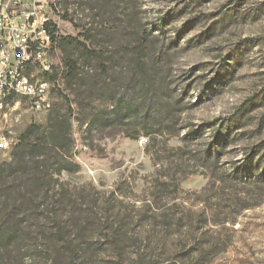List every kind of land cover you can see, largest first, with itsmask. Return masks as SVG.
I'll return each instance as SVG.
<instances>
[{
  "label": "rangeland",
  "instance_id": "obj_1",
  "mask_svg": "<svg viewBox=\"0 0 264 264\" xmlns=\"http://www.w3.org/2000/svg\"><path fill=\"white\" fill-rule=\"evenodd\" d=\"M50 2L96 59L10 116L62 145L0 151V264H264V0Z\"/></svg>",
  "mask_w": 264,
  "mask_h": 264
},
{
  "label": "built area",
  "instance_id": "obj_2",
  "mask_svg": "<svg viewBox=\"0 0 264 264\" xmlns=\"http://www.w3.org/2000/svg\"><path fill=\"white\" fill-rule=\"evenodd\" d=\"M52 5L50 0H0V151L17 143L10 116L20 102L37 112L52 106Z\"/></svg>",
  "mask_w": 264,
  "mask_h": 264
},
{
  "label": "trees",
  "instance_id": "obj_3",
  "mask_svg": "<svg viewBox=\"0 0 264 264\" xmlns=\"http://www.w3.org/2000/svg\"><path fill=\"white\" fill-rule=\"evenodd\" d=\"M52 7L54 10H56L55 6L52 5ZM52 32H56L55 25H53ZM54 37L56 39V47L60 46L61 48H64L69 59H71V57L73 56L72 51L74 49H79L80 56L84 59L82 63L89 64L91 61H94L96 59V51L91 47V45L87 46L79 43L75 38L69 36L59 38V41L56 34L54 35ZM77 63V59H71L65 62L66 68L63 77L69 85H79V83L83 84L84 78L81 76L83 70L82 68H80V66H78ZM129 112L130 108L129 103L127 102L123 107L120 108V110H118L117 117L119 118V120H124L131 116V112ZM31 128L33 129V127L31 126L29 128L30 130L28 129L25 131L24 135L21 136L20 142L17 143L14 148H12L13 151H11V153H14V155H17L16 157L20 159L18 164L22 161H24V163L26 164L28 162L27 158L37 157L39 149L44 145L50 147V151L55 152V154H58L60 151L62 144L58 138V126L54 127V130L50 137L51 142L49 143H47L44 138H41L44 137V133L42 130H40L38 127H34V130L31 131ZM34 134L40 136V138L33 139L31 135Z\"/></svg>",
  "mask_w": 264,
  "mask_h": 264
}]
</instances>
